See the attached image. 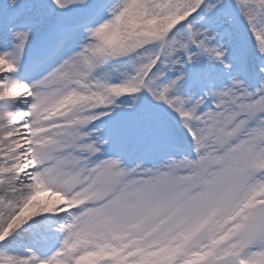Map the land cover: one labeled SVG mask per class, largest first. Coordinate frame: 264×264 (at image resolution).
Listing matches in <instances>:
<instances>
[{
	"label": "snow or ice",
	"instance_id": "1",
	"mask_svg": "<svg viewBox=\"0 0 264 264\" xmlns=\"http://www.w3.org/2000/svg\"><path fill=\"white\" fill-rule=\"evenodd\" d=\"M0 264H264V0H2Z\"/></svg>",
	"mask_w": 264,
	"mask_h": 264
},
{
	"label": "rangeland",
	"instance_id": "2",
	"mask_svg": "<svg viewBox=\"0 0 264 264\" xmlns=\"http://www.w3.org/2000/svg\"><path fill=\"white\" fill-rule=\"evenodd\" d=\"M0 2H2V0H0Z\"/></svg>",
	"mask_w": 264,
	"mask_h": 264
}]
</instances>
